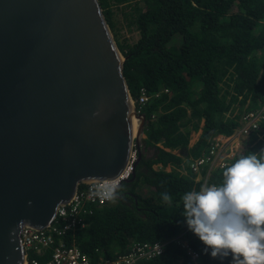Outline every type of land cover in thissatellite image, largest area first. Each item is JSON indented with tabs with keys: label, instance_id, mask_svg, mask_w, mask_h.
Segmentation results:
<instances>
[{
	"label": "trees",
	"instance_id": "1",
	"mask_svg": "<svg viewBox=\"0 0 264 264\" xmlns=\"http://www.w3.org/2000/svg\"><path fill=\"white\" fill-rule=\"evenodd\" d=\"M98 1L125 59L130 97L137 99L140 90L159 96L141 110L146 124L135 180L122 183L118 199L94 208L84 229L66 235L64 243L74 242L93 264L127 256L134 244L160 242L166 243L162 255L140 264H220L204 254L188 229L182 197L204 184H219L226 166L264 148L262 123L243 136L224 168L206 166L196 173L190 168L208 155L213 139L231 137L242 118L264 103V0ZM122 23L126 33L138 35L134 43L120 39ZM176 35L179 44H170ZM199 132L189 148L191 135ZM142 187L150 194H142ZM165 190L173 198L170 205L161 199ZM179 237L198 253L195 263L175 242Z\"/></svg>",
	"mask_w": 264,
	"mask_h": 264
},
{
	"label": "water",
	"instance_id": "2",
	"mask_svg": "<svg viewBox=\"0 0 264 264\" xmlns=\"http://www.w3.org/2000/svg\"><path fill=\"white\" fill-rule=\"evenodd\" d=\"M124 61L98 0H0V264L139 151Z\"/></svg>",
	"mask_w": 264,
	"mask_h": 264
},
{
	"label": "clouds",
	"instance_id": "3",
	"mask_svg": "<svg viewBox=\"0 0 264 264\" xmlns=\"http://www.w3.org/2000/svg\"><path fill=\"white\" fill-rule=\"evenodd\" d=\"M221 137V136H219ZM117 188L105 199L115 202ZM166 204L172 196L160 194ZM188 229L220 264H264V148L242 154L222 171L219 184H204L182 197Z\"/></svg>",
	"mask_w": 264,
	"mask_h": 264
},
{
	"label": "built area",
	"instance_id": "4",
	"mask_svg": "<svg viewBox=\"0 0 264 264\" xmlns=\"http://www.w3.org/2000/svg\"><path fill=\"white\" fill-rule=\"evenodd\" d=\"M158 96L159 94L153 96L147 94L144 90H140L137 99L131 98L133 121L135 122V128L133 124L134 134L140 116L143 115L141 113L142 108L149 100ZM262 123H264V103L257 111L242 118L237 132L243 137L250 130L259 129ZM221 141L223 140L218 137L213 139L208 155L192 161L190 168L193 172H199L206 166L209 168L225 167L226 161L232 158L234 154L229 153L230 150L226 151L219 160L218 154ZM136 161L137 149L133 142L127 166L116 178L79 186L74 192L70 204L58 209L53 223L45 230L36 231L28 227L23 228L20 233V243L24 253L22 264H93L74 242L67 246L64 243V238L69 233L73 235L76 231L84 229L85 220L92 215L94 208L111 202L104 198L106 191L109 188L118 189L122 183L128 181ZM175 242L182 243V247L194 263L198 260V253L191 250L181 238L175 239ZM165 245V242L134 244L127 256L113 262L100 261L98 264H140V262L149 261L162 255ZM34 253L40 257H47V260L39 262L32 257Z\"/></svg>",
	"mask_w": 264,
	"mask_h": 264
},
{
	"label": "rangeland",
	"instance_id": "5",
	"mask_svg": "<svg viewBox=\"0 0 264 264\" xmlns=\"http://www.w3.org/2000/svg\"><path fill=\"white\" fill-rule=\"evenodd\" d=\"M120 21V18H119ZM118 28L121 29L120 32V39H128L130 43H134L137 39H138V35L136 33H126V28L124 27V23L119 24ZM180 39L179 36H174L170 42V44H176L178 45L179 42H175V40ZM242 136L237 132H236L229 138H225V140L221 141L222 143L219 146V160L223 157L224 153L227 151H229V153H233L235 154V152L238 149L239 144L242 141ZM191 139L193 140V136L191 137ZM148 191H146L147 193ZM180 238V237H179Z\"/></svg>",
	"mask_w": 264,
	"mask_h": 264
},
{
	"label": "crops",
	"instance_id": "6",
	"mask_svg": "<svg viewBox=\"0 0 264 264\" xmlns=\"http://www.w3.org/2000/svg\"><path fill=\"white\" fill-rule=\"evenodd\" d=\"M199 135H200V132L199 133H197V134H192L191 135V137L193 136V140L192 139H190V142H189V148L190 147H192V146H194V144L197 142V140H198V138H199ZM144 137V136H143ZM220 140H225V138L224 137H218ZM143 139V138H142ZM175 154H178V152H174ZM154 169L155 170H158V169H161V166L160 165H157V166H155L154 167ZM171 167H167V168H165V171L166 172H170L171 171ZM146 191H148L147 193H146ZM150 189L149 188H146V187H142L141 188V193L142 194H146V195H149L150 194Z\"/></svg>",
	"mask_w": 264,
	"mask_h": 264
},
{
	"label": "bare ground",
	"instance_id": "7",
	"mask_svg": "<svg viewBox=\"0 0 264 264\" xmlns=\"http://www.w3.org/2000/svg\"><path fill=\"white\" fill-rule=\"evenodd\" d=\"M133 124H134V128H135V122L133 121Z\"/></svg>",
	"mask_w": 264,
	"mask_h": 264
}]
</instances>
